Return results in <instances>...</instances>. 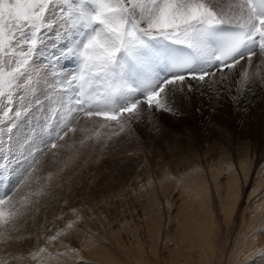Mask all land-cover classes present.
<instances>
[{
    "label": "snow or ice",
    "instance_id": "1",
    "mask_svg": "<svg viewBox=\"0 0 264 264\" xmlns=\"http://www.w3.org/2000/svg\"><path fill=\"white\" fill-rule=\"evenodd\" d=\"M55 4L67 6L69 15L65 25L71 34L60 57L46 61L47 68L39 67L34 63L35 54L45 25L50 23L47 14ZM61 11L63 13V9ZM224 24L234 25L236 31L221 37L217 47H211L215 30ZM81 25L83 34L77 35ZM149 40L168 41L190 49L194 56L187 58L181 69L189 67L196 58L217 67L212 72H178L137 98L140 89L130 86L119 73L118 57L122 52L131 54L144 47ZM62 57L76 60L78 69L63 73L58 67ZM237 65L239 79L228 83L227 89L217 87L228 80ZM217 73L219 79L215 78ZM192 80L207 84L216 96L222 91L231 94L234 103L246 86H264V0H236L231 12H226L218 0H0V100L7 101L6 107L19 105L15 111L9 107L3 112L7 123L0 120V148L5 146L16 121L28 110L24 106L26 100L43 94L49 105L42 129L44 139L37 141L27 156L21 157L28 164L22 182L13 195L0 198V230L7 233L5 239L0 240V264H18L21 258L44 264L43 254L55 242L63 244L61 236L68 235L67 229L73 228L75 222L68 223L67 229L45 236L43 246H40L39 236L32 241L31 236L17 234L18 227L26 223L29 211L20 199L21 186H27L41 156L57 149L59 141L77 131V127L70 125L84 118L99 123L92 118L102 117L105 126L111 122L117 129L116 136L136 141L139 148L135 126L144 123L146 118L152 130L159 133L155 113H174L170 91L184 92L186 88L190 93L192 85L186 82ZM77 84L79 87H74ZM85 85L104 88L103 106L90 103L98 89L85 90ZM70 93L74 100L70 110L73 115L67 119L56 111V123L49 128L53 119L49 102L60 103ZM120 99L124 100V105L115 108ZM18 205L24 209L23 213ZM33 243L35 250L28 247ZM24 248L27 255L21 257L17 249ZM63 255L57 253V256Z\"/></svg>",
    "mask_w": 264,
    "mask_h": 264
},
{
    "label": "bare ground",
    "instance_id": "2",
    "mask_svg": "<svg viewBox=\"0 0 264 264\" xmlns=\"http://www.w3.org/2000/svg\"><path fill=\"white\" fill-rule=\"evenodd\" d=\"M218 2L224 6L236 0ZM55 6L59 12L67 8ZM68 15L69 10H63L65 19ZM56 19L63 20L61 16ZM68 37L62 38V45L68 43ZM215 78L219 79L218 73ZM238 79L239 65L217 87L227 89L228 83ZM186 83L192 85L190 93L186 88L184 92L170 91L175 108L172 116L169 112L155 113V117L169 113L172 121L167 129L160 125L154 150L167 164L161 178L151 179L138 190V196L146 200L142 212L131 207L127 210L131 216L126 218L121 209L114 219L101 212L96 215L91 211L85 218L76 212V220H85L79 229L71 228V246L65 247L67 242L54 244L60 245L57 251L64 255L59 257L53 251L50 258L80 257L85 264H98V260L101 264H258L264 259V155L255 140L258 125L264 120V86H246L234 103L232 95L224 91L216 96L207 84ZM172 209L176 210L173 214ZM133 213L143 217L132 222L134 225ZM114 221L117 229L112 228ZM20 235L26 236L23 232ZM37 236L31 237L32 241ZM45 242L41 238L40 246ZM29 245L35 247L34 243ZM17 252L21 257L27 254L20 249ZM18 264H24L23 258Z\"/></svg>",
    "mask_w": 264,
    "mask_h": 264
},
{
    "label": "rangeland",
    "instance_id": "3",
    "mask_svg": "<svg viewBox=\"0 0 264 264\" xmlns=\"http://www.w3.org/2000/svg\"><path fill=\"white\" fill-rule=\"evenodd\" d=\"M234 3L232 5H224V10L231 12ZM52 7L49 9H52L51 12L49 11L50 13L47 14V19L50 23L45 25V29L43 30L49 31L50 34L44 32L42 37L47 38V43H49L48 48H53L58 44L57 51L60 49L59 45L62 38L71 33L66 30L67 27L63 13L59 12L55 5ZM65 9L68 8H63V10ZM56 16H61L63 20H54ZM51 35L52 37L50 38ZM34 63L36 66L46 68L39 56L34 59ZM37 100H39V103H37ZM43 100L45 101L44 96L40 94L30 101L26 100L24 102V106L28 110L18 119L19 128H23L30 122L34 111ZM43 103L45 105L46 101ZM8 107H11L15 111L19 105H9ZM168 117L169 113L167 116L156 115L155 121L159 125V128L162 126L164 129H167L170 126L172 121ZM251 123L255 126L256 122L252 121ZM75 127H77V131L65 136L58 144L57 149L50 150L46 155L40 157V164L32 176L28 178L27 186H21L23 196L20 199L24 202V198L27 197L24 203L29 208V211L26 213V223L18 227V235L23 232L24 235L31 237L34 235H38L41 238L51 236L61 229H67V223L75 221L77 213H80L83 217H90V212L92 211L93 213L95 211L96 215H101L102 213L111 219L112 217L114 219V214L118 215L121 209L125 210L123 215L126 218L130 217L131 215L127 210L131 207H136L139 213H141V207L145 204L146 200L144 196H138V190L142 187L145 188L151 179L152 181H156L163 176L167 159L163 161L158 155H155L154 150L157 148L155 142L159 133L152 130L151 125L146 122V118L144 123L135 126V137L139 141V148H137L136 141L116 136L117 129L113 127L112 123H107L105 126V122L103 121L92 123L91 120L84 119L78 121ZM18 136L26 144L27 140L23 139L20 134ZM255 140L258 146L257 149L261 156H263L264 120H261L258 125ZM59 145H63V147ZM128 153H133V155H128ZM3 154H6V152H2ZM155 178L156 180H154ZM52 181L54 185H51ZM37 194L39 195L37 196ZM173 198L174 202H176V194H173ZM18 208L21 213L24 212V209L20 208L19 205ZM175 211V209H172L171 213L173 214ZM139 213L137 216L140 215ZM137 216L134 215L132 217L131 224L140 222L143 219L142 215L138 218ZM122 217L119 216L118 218L121 219ZM54 218L56 222L53 220ZM84 218H78L73 226H78L79 229L84 223ZM166 218L167 212L164 211L163 219ZM112 228L117 229L116 221H114ZM162 229V233L165 234L167 229L166 222ZM71 230L68 229V235H62L60 238L64 240V243L67 242V245L71 243V235L69 234ZM39 233L41 234L39 235ZM6 235L7 233L0 230V240H4ZM57 243L59 242H55L54 244ZM54 244L49 247L48 252H45L48 256H43L44 264H85L81 262L80 257H63L57 260L50 258L49 253L61 250L60 245ZM75 244L76 242H73V245ZM28 247L31 246L28 245ZM31 248L35 250V247ZM20 250L27 252V248ZM162 251L163 248L161 249ZM0 252H2V249H0ZM164 253L166 252H163V256H165ZM74 260L78 262H73ZM24 264H38V262L29 259L28 261H24ZM98 264H101L99 260ZM258 264H264V259H261Z\"/></svg>",
    "mask_w": 264,
    "mask_h": 264
}]
</instances>
